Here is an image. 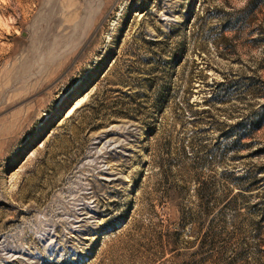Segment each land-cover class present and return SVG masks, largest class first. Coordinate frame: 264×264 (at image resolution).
I'll list each match as a JSON object with an SVG mask.
<instances>
[{
    "label": "rangeland",
    "instance_id": "obj_1",
    "mask_svg": "<svg viewBox=\"0 0 264 264\" xmlns=\"http://www.w3.org/2000/svg\"><path fill=\"white\" fill-rule=\"evenodd\" d=\"M0 264H264V0H0Z\"/></svg>",
    "mask_w": 264,
    "mask_h": 264
}]
</instances>
